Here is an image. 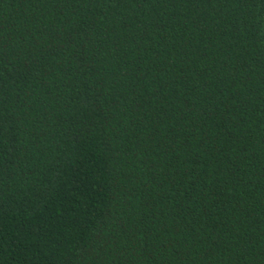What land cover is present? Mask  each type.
<instances>
[{"label":"trees","instance_id":"trees-1","mask_svg":"<svg viewBox=\"0 0 264 264\" xmlns=\"http://www.w3.org/2000/svg\"><path fill=\"white\" fill-rule=\"evenodd\" d=\"M0 264H264V0H0Z\"/></svg>","mask_w":264,"mask_h":264}]
</instances>
